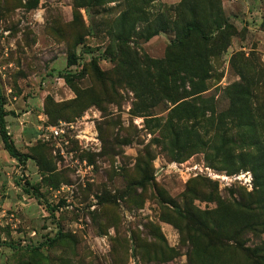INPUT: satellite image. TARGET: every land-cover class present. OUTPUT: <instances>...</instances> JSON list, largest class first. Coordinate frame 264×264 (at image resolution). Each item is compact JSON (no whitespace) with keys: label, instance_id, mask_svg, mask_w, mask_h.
<instances>
[{"label":"rangeland","instance_id":"374dc122","mask_svg":"<svg viewBox=\"0 0 264 264\" xmlns=\"http://www.w3.org/2000/svg\"><path fill=\"white\" fill-rule=\"evenodd\" d=\"M0 95V264H264V0H0Z\"/></svg>","mask_w":264,"mask_h":264},{"label":"trees","instance_id":"16d2710c","mask_svg":"<svg viewBox=\"0 0 264 264\" xmlns=\"http://www.w3.org/2000/svg\"><path fill=\"white\" fill-rule=\"evenodd\" d=\"M189 28H190L191 31L193 30L194 32L202 34V29H201V27L198 24H195V23L190 24ZM73 61H74V59L71 56L69 58L68 65L69 66L73 65L74 64ZM207 63H208V60L205 59V58H202V66L204 68L206 67ZM0 97H1V95H0ZM6 115H7V112L4 109V102L2 100H0V137H1V140H2V142L4 144V149L8 152V154L12 158H15L20 163L25 164L26 161H27V155L23 154L22 152H20L16 148L15 143L12 140L11 135H10L9 130H8V125H7V121H6ZM260 157H261L260 163H263L264 162V158H263L264 154H262ZM261 161H263V162H261ZM19 184L23 186V189H24V191L26 193L34 195L38 200H40L43 197L42 193L40 192L38 187L33 186L30 183H28V182L24 183L25 185L23 183H20V182H19ZM52 210L53 209L51 208V211ZM56 239L57 238L51 239V241L55 242Z\"/></svg>","mask_w":264,"mask_h":264},{"label":"built area","instance_id":"2783aa9c","mask_svg":"<svg viewBox=\"0 0 264 264\" xmlns=\"http://www.w3.org/2000/svg\"><path fill=\"white\" fill-rule=\"evenodd\" d=\"M76 124L73 123H68L66 121H61L59 122L57 125L52 126L48 129V136H45L47 140H49L50 138H54L57 141V144H59L60 142H68V138H69V134H70V130L75 128ZM83 132V131H81ZM76 137H81L83 139H88L87 136H78L76 135ZM60 145V144H59ZM61 154L64 155V150L62 149V144H61ZM202 173H204L205 175L209 176L210 178L213 179H217V180H223L226 181L228 179L227 176H224L218 172H216L215 170L211 169V168H204L201 167L200 170Z\"/></svg>","mask_w":264,"mask_h":264}]
</instances>
